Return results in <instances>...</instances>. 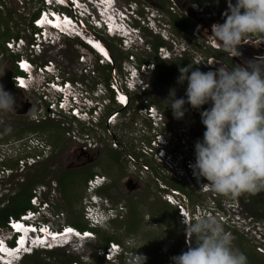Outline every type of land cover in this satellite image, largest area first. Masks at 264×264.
<instances>
[{
  "label": "clouds",
  "instance_id": "obj_1",
  "mask_svg": "<svg viewBox=\"0 0 264 264\" xmlns=\"http://www.w3.org/2000/svg\"><path fill=\"white\" fill-rule=\"evenodd\" d=\"M105 2V11H102L99 7L103 0H39V6L30 19L27 31L30 36L28 40L37 37L38 40L34 41L32 46L30 44L25 46V35L19 34L4 41V50L12 53L10 55L13 62L12 69L9 70L7 82L11 84V88L13 87V92L15 90L13 95L16 97V103L14 104L15 98L0 85V112H19L18 91L28 87L31 88L28 93L32 94L33 99H30L26 104L27 108L34 107L32 111L39 108L40 104L44 108V112L41 111V113L46 114L50 100H56L59 103L63 97L65 103L56 107L59 114L66 113L68 116L70 114L71 119L92 127L93 131L86 133L80 129L77 131L82 134L78 133L81 139L79 144L87 145V149H82L83 152H87L98 147L97 138L91 137L97 133V124L103 120L106 127L116 126L122 109H127L126 107L130 106L131 95L141 96L139 114L144 119L150 120L152 125L146 128L132 122L136 127H139L138 134H143L149 139L140 140L137 145L136 158L130 159L132 155H127L129 159L126 160L129 161L132 169L125 181L126 183L127 180L133 182L137 186L144 185L143 180L147 177L149 180L156 181L155 183L160 185L164 201L175 209L179 222L185 226V236L190 239L194 238V245L193 242L189 243L187 240V250L170 257L171 264H247V257L233 246V237L225 231L222 225L231 226L235 221L230 223L229 217L223 212L219 213L217 209H212L208 216L205 215L208 210H203L199 204L191 208V192L182 190L180 186H184L181 179L187 178L189 181L193 179L195 184L204 191H214L229 198H235L242 193L255 194L264 190V66L255 61H248L247 67L234 65L229 69L222 64L215 71L205 72V69L214 63V57L206 54H204L205 56L194 55L188 45L185 46L178 37L185 38L187 35L190 41L193 36L200 38L198 33L203 27L192 21L191 32L187 30L179 32L180 26L174 23V20L182 19L178 17L177 11L185 13L178 9L173 0L167 2L173 4L170 5V9L175 12L171 15L170 22L156 21L153 23L152 21L157 15L152 11L153 19L148 18L150 22L146 26L144 22L134 24V17L138 18L135 11L138 9L133 2H130L124 10L118 8L116 0H106ZM226 3L227 9L222 14L224 16L223 23L211 25V36L224 53L238 56L237 46L242 44L247 36L251 34L264 36V0H234V3L233 0H226ZM196 9H198L196 13L203 19L210 18L203 14L200 8L196 7ZM106 12L113 13L114 26ZM45 14H52L54 19L53 15H58L62 23L57 25L46 21L47 23L39 24L38 21ZM172 25L178 34L176 38L166 33L171 30ZM145 27H148L160 38L159 45L155 46V43L151 45L150 42H147L144 36L145 32H143ZM192 31L195 33L193 34ZM102 36L116 37L119 45L130 52L124 59L123 74L120 75L116 70V62L107 45L108 41ZM64 38L77 40L80 43L79 48L82 49V55L79 57V62L82 65L81 72H83H80L81 74L87 75L88 78H95L98 66L110 65L111 70L114 69V72L120 75L118 78L120 87L115 86L111 74L109 81L105 79V84L101 81L93 84L87 82L86 84L85 81L73 79L68 72L62 71L55 59H46L37 64L33 62L35 57L23 56L24 51H32L37 42L41 43V48L36 56L44 53L45 46L56 45ZM92 39L102 41L104 50L96 47L91 41ZM150 45L155 53L154 57L160 60L187 55L198 67L193 70L192 66L188 65L178 69L179 75L176 82L179 85H184L186 82L185 95L177 98L176 90L173 88L169 90L166 100L172 110L173 117L178 120L183 118L188 110L185 108V104L197 110L202 105L210 104V107L200 112L201 123L205 130L202 139L197 140L194 144L195 156L192 155L193 152L189 155L183 150V147L176 150L171 149L172 145L175 148L174 137L163 130L166 125L165 116L160 111L161 108L145 98L150 84L146 82L144 76L154 72L157 64L149 62L148 59V61H138L133 50L137 51L143 48L150 50ZM207 49L210 47L203 49V53ZM89 53L97 57L95 59L96 66L86 59V55ZM2 56L4 55L2 54ZM21 60H24L22 67L18 63ZM39 67L42 71L38 69ZM28 73L32 74L33 80H27ZM2 74L0 70V75ZM16 77L20 78L22 84H16ZM51 82H57L60 88L50 85ZM121 89L124 92L123 95L119 94ZM84 90L89 92V97L92 99V102L85 106L88 112L85 117L77 116L71 112L78 105L73 101V96ZM106 91L107 93L110 91L111 94L108 95ZM44 94L49 98L44 99ZM112 103H116L120 109L107 113L106 111ZM67 109L70 112H67ZM90 127L88 129H91ZM45 141L51 146L52 152L53 145L47 140ZM4 142L6 141H0V143ZM119 144L120 148L118 145L113 148L123 149L121 142ZM147 148L151 150L146 152ZM4 162H1V166H6L3 164ZM144 165L148 166L149 170L148 168L145 170ZM11 168H13L11 173L14 172V169H19L16 165ZM11 173H5L2 176ZM95 176L98 177L97 182L93 180ZM167 176L173 178L167 182L169 185L160 180ZM90 179L93 180L92 188H90ZM109 182L107 175L99 172L93 173L87 180L85 196L82 199L83 218L89 226L87 229H80L72 223L56 226L52 221L51 231L42 228L41 223L45 221L46 215L51 212L52 207L48 199H42L38 195L39 200L38 198L34 200L35 192L32 191L33 195L30 198L32 207L17 217L9 216L3 226L8 232H0V264H23L25 258L35 251L64 250L68 245L70 252L79 253V249L82 248L85 241L97 238L95 228H106L105 223L109 225L118 220L125 211V206L122 203L114 205L107 199L109 195L102 192ZM146 185L148 186L149 183ZM7 193H9V189L0 186V197L6 196ZM44 204L45 206H43ZM231 204V207H234V203L231 202ZM241 207H243L242 204ZM247 214L249 220L241 222L240 232L255 242L254 247L257 250V245L264 242L258 237L261 235L264 238V224L249 213ZM56 217L59 218V215L56 214ZM137 246L138 242L134 237H129L122 243L111 241L101 249L100 256L108 261H113V263L117 258H122L128 259L130 264H145L147 257L136 251L141 247ZM62 264H82V262L75 258L71 262Z\"/></svg>",
  "mask_w": 264,
  "mask_h": 264
},
{
  "label": "rangeland",
  "instance_id": "obj_2",
  "mask_svg": "<svg viewBox=\"0 0 264 264\" xmlns=\"http://www.w3.org/2000/svg\"><path fill=\"white\" fill-rule=\"evenodd\" d=\"M191 1L195 3L197 8L202 10L203 14L208 15L209 17L215 16L209 6L212 5L213 10L217 11L215 16L216 18L214 17L215 23H222L221 18H224L222 14L227 9L226 0H218V3L217 0ZM116 2L118 8L123 10L130 4V2H133V4L136 5L138 10H136L135 13L139 19L134 17V24L144 22L146 23L144 24L145 26L148 25L150 22L148 18H151V20L153 19L151 17L152 11L155 15H157V17L154 18L155 21L153 19V23L156 21L168 22L171 15L175 13L170 9V5L173 4H168L166 0H116ZM38 6L39 0H0V40L2 39L1 35L4 34L7 29L6 26H4L6 24L9 28L10 35L20 33L25 35L27 40L30 37L27 33L28 25ZM177 15L179 18L187 17L185 14L178 11ZM178 31L181 32V30ZM143 32H145L144 36L147 42H150L151 45L153 43H157L160 39L152 30H149L148 27H145ZM166 33L167 35L171 34L173 38L178 36L176 28L173 25L171 30ZM194 33L195 31L193 34ZM251 35L256 36L254 34ZM102 37L108 41L116 54L121 57L117 61L116 70L120 75L123 74L124 59L130 52L124 50V48L119 45V41L116 37ZM178 37L182 42H184L185 46L186 44L188 45L189 49L194 52V55L205 56L203 49L208 48L211 45L210 43H212L211 38L203 40L193 36L192 41H190L187 35L185 38L182 36ZM79 45L80 43L77 40L64 38L56 45L50 47L45 46L44 53L38 56H36V54H30L27 49L24 54H27V56L30 57H35L33 58V62L37 64L46 59H55L60 68H62V71L68 72L70 77L73 79L85 81L86 84L87 82L89 84H93L97 81H101L105 84V78L108 73L106 67L98 66L95 71V78H88L86 77L87 75L81 74L83 72H81L82 65L79 62V57L82 55V49L79 48ZM2 51L5 50L0 49V70L3 73V80L7 81L9 70L12 69L13 62L10 58L12 53L6 51L2 53ZM133 53L137 56L136 59L138 61L139 58H146L149 62L156 63V57H154L155 53L152 47L150 50L145 48L137 51L133 50ZM2 54L4 56H2ZM86 59L90 61L91 64L96 66L95 59H97V57L95 55H91L89 53V55H86ZM113 75L114 69L111 70L112 79ZM90 76L93 75L90 74ZM144 78L146 82H149L150 84L149 90L145 94V98L155 104L157 103V100H162L161 102L164 105L163 107L166 112L164 109H159L163 113V116H165L166 126L163 127V130L167 131L174 137L175 148L172 145L171 149L176 150L183 147V150L191 155V153L194 152L195 142L202 139L203 132L205 130L201 123L200 112L210 107V104L202 105L199 110L185 106L188 110L185 112L183 118L179 120L175 119L173 117L172 110L167 105L168 102L166 101L169 95V90L173 88L159 80L157 65L155 71L144 76ZM18 92L17 106L19 110H17L19 113L16 111L0 112V123H3L0 131V140L6 141L4 143H0V153L12 151V153H9L7 156L8 158L5 156L4 159L6 158L5 161L14 162L20 152L15 149V146L13 145L15 140L13 139L31 134L39 135L55 146L53 148L55 153L49 160L39 162L32 167L22 170L14 169V172L11 174H6L5 176L1 175L0 186L2 188L5 186L9 189V193H7L6 196L3 195L4 197H0V199H4L1 206L10 204L9 198L11 196L20 193V191L30 183L36 182L32 191L37 190L42 199L49 200L52 209L51 212L46 215V218L50 219L53 225L58 226L59 224L72 223L79 220L85 222L83 218L82 204V199L85 196V184L83 178L81 179L82 176L75 174L77 176L72 175V177L67 178V184L65 185L67 191L64 186H62L60 178L68 171L79 173L87 170V167H89L90 169L87 171L92 173H104L110 180L109 184L105 188L106 190H102L103 193L106 192L109 195L107 198L109 202L116 206L119 203H122L125 206V211L122 216L118 218V220L113 221L109 225L105 223L107 226L104 228L105 233H112L120 236L123 242L129 237H134L138 242L137 247L141 246L136 251H139V254H143L148 258L146 259L145 264H171L170 257L187 250V240H189V243H195L194 238L190 239L185 236V226L179 222L175 209L167 205L164 201L161 195L162 191L160 185H157L155 183L156 181L153 179L149 180L147 177V179L145 178V180H143L144 183H149L147 187L142 185L138 186L135 190H130V188L126 186L125 180L130 173L129 171L132 169L131 164L126 159L129 155L136 158V154H138L137 145L140 140L149 139L143 134L139 135L137 131L139 127H136L134 124H141L146 128L152 125L150 120L144 119L139 114L138 110L141 104L140 101L142 100L141 96L137 94L131 95L132 100L130 106L126 107L127 109H122V113L118 117V123L116 126L106 127L103 124V120L100 124H97V133L93 134L91 137L94 136L97 138L96 143L98 144V147L96 149L83 152L82 146L73 137H75V132H77L78 129L86 133L93 131L92 127L88 124L85 126L83 125V122H81V124L79 121L71 119L68 116L63 117V114H61L62 117L60 119L49 118L47 120H40L36 122L30 117V112L34 107L27 108L26 104V102L30 99H33L32 94L22 91ZM107 94L110 95V91ZM177 96L176 92V97ZM36 104L38 105L37 102ZM38 106V109L44 112L43 105L39 104ZM118 108L120 109L116 103H112L106 112L109 113L111 110H116ZM21 111H23V113H20ZM47 122L50 123L51 126L48 127L49 129L46 128L42 130L43 125L41 124ZM132 122H134V124H132ZM23 125H25V127H29L30 129L22 130ZM88 127L91 129H88ZM71 129L74 131H71ZM13 132L14 135H12ZM78 133L79 132H77V135ZM79 135L82 134L79 133ZM95 138L94 140H96ZM120 142L123 149L116 151L119 153L120 157L118 156L119 160L115 162L113 160L115 159L114 155L112 154L116 149H114L113 146L118 145V148H120ZM109 151H111V154ZM1 167L0 162V168ZM170 177L171 176L163 177L160 178V180L162 183H167L173 179ZM181 180L183 181L182 185L188 188V191L195 193H192V201H190L191 208L196 207V205L199 204L203 210H208L205 213V215L208 216L210 215V211L212 209H217L219 213L223 212L229 217L230 223L235 221L234 224H231V226L227 224L222 225L225 231L233 237L232 244L236 249H238L236 246L237 236L239 233L243 235L240 232L241 222L249 220V215L244 208L241 207L238 196L235 198H229L217 194L214 191H204L200 186L195 184L193 179H191V181L187 180V178H183ZM157 182L159 183V181ZM69 184L72 186L68 187ZM167 184L169 185V183ZM231 202L234 203V207H231ZM56 214L59 215V218L56 217ZM134 224L135 230H133V228L131 229L129 226L131 225L133 227ZM0 232L6 233L8 231L5 227H2ZM243 237L245 236L243 235ZM261 241H264L263 237H261ZM248 242L249 243L247 245H244L245 247L247 246L251 248V243H255L253 240H249ZM100 244L101 241L94 238L85 241L82 248L79 249V253L76 251L70 252L68 250L70 249L69 245L66 246V249L59 250L58 252H60L63 256L69 255L73 258H77L79 261L81 260L82 264H130V261H127L128 259L124 260L122 258H117L115 260L116 262L113 263V261H108L100 256L102 249L99 247ZM37 253L40 264H59V262L64 258L63 256L57 255L54 257H48V253L46 251H37ZM128 253L130 254V252ZM23 264H32V262L30 259H26Z\"/></svg>",
  "mask_w": 264,
  "mask_h": 264
},
{
  "label": "trees",
  "instance_id": "obj_3",
  "mask_svg": "<svg viewBox=\"0 0 264 264\" xmlns=\"http://www.w3.org/2000/svg\"><path fill=\"white\" fill-rule=\"evenodd\" d=\"M166 2H169V0H166ZM210 9L212 10V12L215 14H217V11L213 10V6L209 5ZM222 22L224 20V18H221ZM174 23H177L180 26V30L181 32H183L184 30H187L188 32H191V28L193 27V22L191 20H189L186 17H183L182 19H176L174 20ZM6 24V23H5ZM6 31L4 34L1 35V40H0V49L4 50V41L12 36H18L20 33H16V34H12L10 35L9 32V28L6 25ZM188 28V29H187ZM256 36H261V35H257L254 34ZM264 37V36H261ZM160 42L155 43V46L159 45ZM107 45L110 48V51L112 53V56L114 58V61L117 64L118 59H120L121 57H119L116 52L113 50V47H111V45L109 43H107ZM204 54H206L207 56H211L216 54V51H214L213 49H207L204 50ZM144 60L148 61L147 59H143V58H139L140 62H143ZM156 64H157V74L159 77V80L161 82L166 83L167 85L173 87L176 92H177V97H184L185 95V89L184 86H186V82L184 85H179L177 84V77L179 75V71L178 69L180 67H186L188 65L192 66V69H196L198 68L197 66H195V64L192 61V58L190 56L184 55L181 57H174L173 59H169V60H160L159 58H156ZM106 69L108 71L107 73V77L105 78L107 81H109L110 79V71H111V66L107 65ZM200 69V68H199ZM201 70V69H200ZM202 71V70H201ZM204 72V71H202ZM162 101V100H161ZM160 100H157L156 104L161 108L164 109L163 107L164 105L162 104ZM190 106V105H189ZM166 112V111H165ZM3 125V123H0V131H1V126ZM43 125L42 130L48 128L49 126H51L50 123H43L41 124ZM40 126V125H39ZM25 129H30L29 127H25V125L22 126V130ZM33 129V128H32ZM49 129V128H48ZM53 129V128H52ZM12 135H14V132L12 133ZM55 139V138H54ZM57 140V139H56ZM1 141V140H0ZM55 147V146H53ZM117 150H115L113 152L112 155H114L113 159L115 162H117L119 160L118 156L120 157L119 153L116 152ZM55 153V150L53 149V151L51 152L50 156L48 159L49 160L53 154ZM109 153L111 154V151H109ZM193 155L195 156V153L193 152ZM44 160V161H46ZM43 161V162H44ZM42 162V161H41ZM3 164H5L6 166L9 167H13L16 164V161L12 162V161H5ZM88 168V169H87ZM86 169L89 170L90 168L87 167ZM87 170H84L82 172H66L64 173L63 176H61L60 178V182L62 184V186H64V188L67 191L66 188V179L69 177H72V175L78 174L81 177V179L83 178L84 184H85V190H86V185H87V180L88 178H90L93 173L89 172ZM77 176V175H75ZM75 183V182H74ZM36 184V182H32L30 183L28 186H26L25 188H23L20 193L11 196L9 198L10 204L5 205V206H1L2 202L4 201V199H1L0 201V228L5 226L6 221L8 219L9 216H19L22 212H24L26 209L31 208L32 205L30 204V198L33 195V188L34 185ZM72 186L71 184L68 185ZM177 186V185H174ZM180 188L184 191H188L186 189L185 186H180ZM106 189H104L103 191H105ZM106 193V192H105ZM192 195V193H190ZM241 204L243 205L244 210L249 213L251 216H253L254 218H256L259 221H262L264 224V190L259 191L255 194H249V193H242L240 196H238ZM138 222V221H137ZM73 225H75L76 227L80 228V229H87L89 228V226L87 225V223L79 220V221H74L72 222ZM132 224V223H131ZM130 228L133 230H135V224L132 227L131 225H129ZM96 234H97V239L98 241H101V244L99 245L100 248H104L105 246H107L109 244V242L111 241H116V242H123L120 238V236L114 235L112 233H105V230L103 227L100 228H95ZM250 239L248 237H243V235H241L240 233L237 236L236 239V246L238 247L239 251L244 253L245 256L247 257V264H264V253L258 252L255 247L254 244H252L251 242V248L249 247H245L244 245H247ZM247 242V243H246ZM194 245V243H193ZM59 250H53V251H46L48 253V257L49 256H63L60 252H58ZM65 254V253H64ZM64 258L59 262V264H62L63 262H71L73 260H75V258L69 256V255H65L63 256ZM31 260L32 264H40V261L38 259V253L37 251H35L33 254L28 255L25 260ZM148 259V258H147Z\"/></svg>",
  "mask_w": 264,
  "mask_h": 264
},
{
  "label": "built area",
  "instance_id": "obj_4",
  "mask_svg": "<svg viewBox=\"0 0 264 264\" xmlns=\"http://www.w3.org/2000/svg\"><path fill=\"white\" fill-rule=\"evenodd\" d=\"M36 35L38 36V34H36ZM130 57H132V56H130ZM23 62H24V60H21V62H18L20 67H22ZM142 66L144 67V65H142ZM38 69L40 71H42V69L40 67ZM119 77H120V75L117 72H114L113 81L115 82V86L117 85L120 87V80H118ZM33 78L34 77L32 76V74L28 73L27 80L30 81V80H33ZM15 79H16L15 80L16 84H22L19 77H16ZM57 84H58L57 82H55V83L51 82L50 83V85H52L56 88H60L59 85H57ZM119 94L120 95L124 94L122 89H121V92H119ZM89 95L90 94L87 90L80 91L78 95H74L73 101L76 102V104H78V105L75 106L71 110V112L75 113L77 116H83V117L87 116L88 112L85 109V106H87V104L92 102V99L89 97ZM43 98L48 99L49 97L46 94H44ZM38 101H41V100L38 99ZM95 102L98 103V101H95ZM64 103H65V101L63 100V97L59 101V103H57L56 100H53V101L50 100V103L48 106V108L50 110L48 109V112L46 114L41 113L42 110L40 111L37 108L35 111H32L30 113V117L32 120H35L36 122L40 121V120H47L49 118L50 119H60L62 116L56 110V107L61 106ZM67 112H70V110L67 109ZM66 115H67L66 113L65 114L63 113V117H65ZM69 116H70V114H69ZM71 131H74V130L71 129ZM75 134L76 135L73 138L77 142H79L81 139H80L79 135H77V132H75ZM13 145L15 146V149L18 150V152H20L19 155H17V157L14 160V161H16L15 165L18 166L20 170H22L26 167H30L36 163H39L41 161L48 159L50 154H51V146H49L45 140H43L42 138H39L35 134H31V135L19 138V139L14 141ZM82 149H84V150L87 149V145L82 144ZM149 150H151V149L147 148L145 151L147 152ZM13 152H16V151H13ZM9 153H12V151H8L6 153H0V162L5 161L6 158H8L7 156L9 155ZM5 156H6V158L4 159ZM130 159H133V156H130ZM145 168L146 169L148 168V170H149V167L144 165V169ZM12 171H13V168L3 165L0 169V176L4 175L5 173H11ZM97 179H98V177L95 176L93 180L95 182H97ZM93 180H91V179L89 180V182L91 183L90 188H92ZM34 192H35V195H34L33 199L37 200V198L40 197L39 193L36 190H34ZM37 195H38V197H37ZM38 200H39V198H38ZM43 206H45V204ZM88 210H90V209H88ZM41 224H42L41 225L42 228H44L46 230H50V231L52 230V225H51L50 219L46 218L45 221L42 222ZM258 237L261 238L262 236L258 235ZM256 248L259 252L264 253V243H259Z\"/></svg>",
  "mask_w": 264,
  "mask_h": 264
},
{
  "label": "water",
  "instance_id": "obj_5",
  "mask_svg": "<svg viewBox=\"0 0 264 264\" xmlns=\"http://www.w3.org/2000/svg\"><path fill=\"white\" fill-rule=\"evenodd\" d=\"M174 4L178 7V9L185 13V15L191 20L195 21V23L200 24L202 27L207 26V22L196 13V5L192 3L190 0H173ZM199 34V33H198ZM203 36V35H202ZM204 38V37H203ZM237 51L239 52L238 56H234L235 58H239L238 60L240 66L247 67L248 61H255L256 63L264 66V38L252 41V40H244V42L237 46ZM0 85L8 91L14 99V104L16 103V97L13 95V87L11 88V84L6 80H3L2 75H0ZM19 113V112H18ZM20 113H23L21 111Z\"/></svg>",
  "mask_w": 264,
  "mask_h": 264
},
{
  "label": "flooded vegetation",
  "instance_id": "obj_6",
  "mask_svg": "<svg viewBox=\"0 0 264 264\" xmlns=\"http://www.w3.org/2000/svg\"><path fill=\"white\" fill-rule=\"evenodd\" d=\"M214 17H210L208 20L204 19V20H206L205 22H207V26H205V27H203V28H201L199 30L200 38L199 37L198 38L199 39H203V40H208L209 38H211L212 39V43H210L211 47L210 46L209 47L210 48L213 47L214 49L213 48L212 49L214 51H216V54L212 55V57H214L213 58V62L214 63L208 69H206V71H209V70L215 71V69L220 67L222 64H224L225 67H227L229 69L231 67H233L234 65L235 66H240L239 65L240 62L238 61L240 59L238 57L235 58L234 56H230L229 54L224 53L222 51V49L219 47L218 43L215 41V39L211 36V34H212L211 33V25H213L215 23V18H216V17L215 18ZM261 38H263V37H261V36L256 37V36H253V35H249L244 40L255 41V40H258V39H261ZM244 40H243V42H244ZM184 89H186V86H184ZM185 106L190 107L188 104H185ZM12 112H14V111H12ZM144 185L147 187L146 183ZM126 186L128 188H130V190H135V189L138 188L137 185L133 184V182H130V181H127Z\"/></svg>",
  "mask_w": 264,
  "mask_h": 264
},
{
  "label": "bare ground",
  "instance_id": "obj_7",
  "mask_svg": "<svg viewBox=\"0 0 264 264\" xmlns=\"http://www.w3.org/2000/svg\"><path fill=\"white\" fill-rule=\"evenodd\" d=\"M106 0H103V3H101L100 4V7H99V9L100 10H102V11H105V5H106V2H105ZM107 13V15L109 16L108 17V19L110 20V22H111V24H112V26H114L115 25V21H114V16H113V13H111V12H106ZM53 17H55V19L54 18H52V14H45L39 21H38V23L40 24H42V23H47L46 21H49L50 23H53V24H57V25H59V24H61L62 23V21L61 20H59V16L58 15H53ZM55 20V21H54ZM67 23V22H66ZM60 27V26H59ZM36 40H38V38H34V39H32V40H26V42H25V46L26 45H28V44H30V46H32V44L34 43V41H36ZM98 39H92L91 41L93 42V44L96 46V47H98V48H101V49H103L104 50V44H103V42L101 41V42H99V41H97ZM40 48H41V43L40 42H37V44L35 45V47L33 46V49H32V51H29L30 52V54H38L39 53V51H40ZM24 53H25V51H24ZM23 56H27V54H24ZM23 82H25L24 80H22ZM31 90V88L30 87H28V88H24L22 91L23 92H29ZM64 238H65V236H64Z\"/></svg>",
  "mask_w": 264,
  "mask_h": 264
}]
</instances>
